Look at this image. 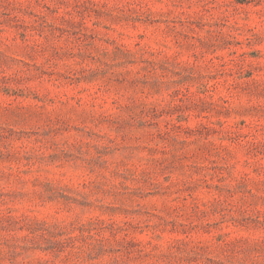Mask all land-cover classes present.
<instances>
[{
	"label": "rangeland",
	"instance_id": "obj_1",
	"mask_svg": "<svg viewBox=\"0 0 264 264\" xmlns=\"http://www.w3.org/2000/svg\"><path fill=\"white\" fill-rule=\"evenodd\" d=\"M0 264H264V0H0Z\"/></svg>",
	"mask_w": 264,
	"mask_h": 264
}]
</instances>
